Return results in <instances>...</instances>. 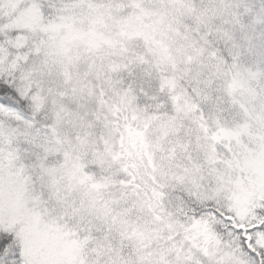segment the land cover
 <instances>
[{
	"label": "snow or ice",
	"instance_id": "obj_1",
	"mask_svg": "<svg viewBox=\"0 0 264 264\" xmlns=\"http://www.w3.org/2000/svg\"><path fill=\"white\" fill-rule=\"evenodd\" d=\"M0 264H264V0H0Z\"/></svg>",
	"mask_w": 264,
	"mask_h": 264
}]
</instances>
